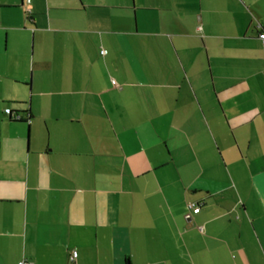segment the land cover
I'll return each instance as SVG.
<instances>
[{"label":"crops","instance_id":"crops-1","mask_svg":"<svg viewBox=\"0 0 264 264\" xmlns=\"http://www.w3.org/2000/svg\"><path fill=\"white\" fill-rule=\"evenodd\" d=\"M26 1L0 264H264V0Z\"/></svg>","mask_w":264,"mask_h":264},{"label":"rangeland","instance_id":"rangeland-1","mask_svg":"<svg viewBox=\"0 0 264 264\" xmlns=\"http://www.w3.org/2000/svg\"><path fill=\"white\" fill-rule=\"evenodd\" d=\"M3 41L0 42V121H8L4 114V109L7 108L15 112L16 108H22V105L16 103L21 102V98L29 99L28 85L30 83V66L20 64L16 67L15 62L7 56L2 55ZM9 59V60H8ZM36 85L41 86V83L36 79ZM31 89V88H30ZM26 102V101H25ZM19 116L21 114L18 113ZM15 128L20 127L26 131L24 124H14Z\"/></svg>","mask_w":264,"mask_h":264},{"label":"built area","instance_id":"built-area-1","mask_svg":"<svg viewBox=\"0 0 264 264\" xmlns=\"http://www.w3.org/2000/svg\"><path fill=\"white\" fill-rule=\"evenodd\" d=\"M27 3H29V0L26 1ZM256 29H257V39L260 41L262 47H264V31L261 29L260 25H256ZM103 52V51H102ZM100 52V53H102ZM4 114L8 117L11 118V116L15 119L18 118V116L11 114L9 109H4ZM187 209L191 212V214L196 215L199 213L200 211V204L198 202H187L186 204ZM200 231L202 229L198 228ZM76 257V253L73 252L71 255V260H74ZM23 264V263H21ZM25 264V263H24Z\"/></svg>","mask_w":264,"mask_h":264},{"label":"trees","instance_id":"trees-1","mask_svg":"<svg viewBox=\"0 0 264 264\" xmlns=\"http://www.w3.org/2000/svg\"><path fill=\"white\" fill-rule=\"evenodd\" d=\"M10 112H11V114L18 116L17 119H16V118L14 119V118L11 116V118L9 119L10 121H13V122H23V121H25V122L27 123V122L30 120L29 115H28V117L26 118V120H22L21 117H19V115H18L16 112H13V111H11V110H10Z\"/></svg>","mask_w":264,"mask_h":264}]
</instances>
